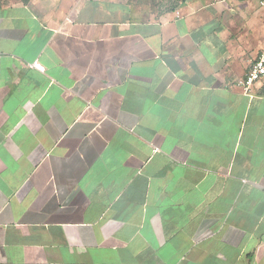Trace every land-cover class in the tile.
Segmentation results:
<instances>
[{
  "label": "crops",
  "instance_id": "1",
  "mask_svg": "<svg viewBox=\"0 0 264 264\" xmlns=\"http://www.w3.org/2000/svg\"><path fill=\"white\" fill-rule=\"evenodd\" d=\"M263 42L253 0L0 5V264H264Z\"/></svg>",
  "mask_w": 264,
  "mask_h": 264
},
{
  "label": "rangeland",
  "instance_id": "2",
  "mask_svg": "<svg viewBox=\"0 0 264 264\" xmlns=\"http://www.w3.org/2000/svg\"><path fill=\"white\" fill-rule=\"evenodd\" d=\"M28 0H0V5L11 4ZM188 0H127L141 19L160 17L175 11Z\"/></svg>",
  "mask_w": 264,
  "mask_h": 264
},
{
  "label": "built area",
  "instance_id": "3",
  "mask_svg": "<svg viewBox=\"0 0 264 264\" xmlns=\"http://www.w3.org/2000/svg\"><path fill=\"white\" fill-rule=\"evenodd\" d=\"M221 2H238V1H249V0H219ZM258 3L260 6L264 7V0H253ZM30 67L37 69L40 72H45V68L34 62L30 64ZM264 77V42L258 58L253 62L251 69L245 75L244 78L238 80L237 84L243 88L246 94H251L256 84L261 81Z\"/></svg>",
  "mask_w": 264,
  "mask_h": 264
}]
</instances>
